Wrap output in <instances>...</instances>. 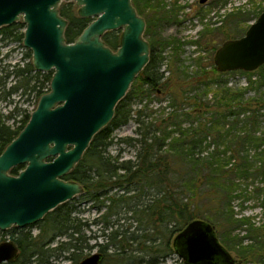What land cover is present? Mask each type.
Listing matches in <instances>:
<instances>
[{
    "label": "trees",
    "instance_id": "16d2710c",
    "mask_svg": "<svg viewBox=\"0 0 264 264\" xmlns=\"http://www.w3.org/2000/svg\"><path fill=\"white\" fill-rule=\"evenodd\" d=\"M132 3L145 18L144 37L147 36L150 47L149 60L115 106L110 122L93 136L80 161L64 177L78 181L83 186L81 194L86 201L95 200L99 210L107 207L95 224L101 223L103 230L116 225L108 235L102 234L106 237L104 243H96L103 257L101 262L160 264L165 257L175 253L170 243L173 235L190 220L203 217V212H212L213 215L203 217L204 220L214 222L219 241L227 250L234 251L239 261H263L264 227H255L245 218H236L230 201L240 195L237 192L238 179L260 178L264 182V131L256 134L261 128L260 118L264 116V91L255 92L254 97H245L248 92L246 90L254 88L255 83L256 88L264 85V64L254 71L237 70L249 77L247 87L243 89L233 90L223 83L216 91H211L210 98L206 90L193 91L191 95L187 91H169L168 106L172 110L158 123L145 122L142 116L147 104L134 109L133 102L139 104L144 99L150 101L151 95L157 93L156 87L169 85L170 78H164L163 72L158 71L165 58L162 53L170 48L171 62L178 63V44L181 43L174 38H162L156 27L161 21L176 20L178 6L165 10L163 0H132ZM263 9L255 10V15L258 16ZM60 10L70 22L64 34L69 41L85 24L75 18L69 4L63 3ZM245 20L241 19V22ZM23 29L21 21L2 26L1 40L22 43ZM214 30L206 27L201 35L213 33ZM113 33L110 32L111 35ZM115 35L105 39L112 48L118 45V37ZM28 55L31 56L30 53ZM1 61L2 57L1 87L5 86L10 76L15 78L14 84L4 91V97L22 89L34 93L38 98L49 90L51 72L36 71L31 61L22 67L14 64L10 70L5 66L3 69ZM175 66L176 77L186 80L189 76L187 71H181ZM198 66L200 70L191 77L194 85L207 86L210 83L206 79L209 71L199 63ZM211 71L218 70L212 65ZM258 71L260 80L252 81L250 75ZM183 102L192 103V107L177 112ZM134 111L137 136L119 139L134 148V159L119 161L118 155L111 157L108 154L110 136L113 129L131 119ZM11 113L4 116L0 114V153L29 118V114H26L22 124L13 127L6 123V120L12 118ZM184 121L188 125L182 127ZM210 145L212 149L204 155V149ZM251 148L255 152L253 156L249 153ZM21 168L23 165H18L10 172L17 174ZM112 190L115 193L109 195ZM139 195L150 197L138 203ZM204 199L206 202L202 203ZM74 208L67 201L59 204L37 223L38 232L35 235L13 227L18 232L12 233L11 238L19 245L20 251L16 258L7 263L51 264L52 257L59 256L61 252H69L63 258L70 260L71 264H77L80 258L89 254L83 251L92 247L87 240L93 237L82 233L92 223L73 217ZM120 212L129 213L123 220L135 222L134 230L129 229L132 223H129V227L119 228L122 226L118 223L120 218L109 221L110 216ZM241 223L247 224L248 236L252 241H257L256 246L254 242L243 245L241 238L231 234L235 225ZM8 230L11 229L5 232ZM56 237L63 239L51 245ZM257 249L261 250L260 253H257Z\"/></svg>",
    "mask_w": 264,
    "mask_h": 264
},
{
    "label": "water",
    "instance_id": "95a60500",
    "mask_svg": "<svg viewBox=\"0 0 264 264\" xmlns=\"http://www.w3.org/2000/svg\"><path fill=\"white\" fill-rule=\"evenodd\" d=\"M62 1H74L81 17H95L71 42L64 36L67 21L59 14ZM17 21L24 24L22 44L31 52L33 68L52 74L49 90L39 96L26 124L0 153V231L34 225L83 193L78 181L64 177L110 122L150 52L145 19L132 0H0V28ZM114 30H120L115 50L101 38ZM213 61L219 72L254 71L263 65L264 10L243 35L225 39ZM18 165L23 168L12 174ZM172 246L184 264L236 263L214 225L204 219L187 222L172 238ZM16 257L15 243L1 241L0 263ZM100 259L96 252L80 264H98Z\"/></svg>",
    "mask_w": 264,
    "mask_h": 264
},
{
    "label": "rangeland",
    "instance_id": "374dc122",
    "mask_svg": "<svg viewBox=\"0 0 264 264\" xmlns=\"http://www.w3.org/2000/svg\"><path fill=\"white\" fill-rule=\"evenodd\" d=\"M163 2L165 4V10L170 9L173 6H178L176 10V20L173 22L161 21L159 26L156 27V30L162 38H174L177 42L181 43L178 44L180 61L175 64L171 62V57L169 56L171 49L167 48L166 51L162 53L165 58H163V62L159 66L158 71L163 72V76L165 78H170V81L168 82L169 85H166L167 88L164 86L160 87V92L151 95L152 99L150 101L144 99L139 104L133 102L134 105L132 108L134 109L147 104L142 116L145 122L158 123L172 110V108L168 106L169 91H187V94L191 95L194 93L193 91L206 90L209 92L207 97L210 98L212 94L211 91H216L223 83H225L226 87H230L233 90H239L247 87L249 77L246 74L240 73L237 70L229 71L225 74H221L219 71H211V66L214 65L213 56L216 48L225 39L243 35L250 23L258 17L255 15V10H259L264 7V0H220L219 2H217V0H205L204 2H200V0H163ZM230 13L233 14L229 16L228 14ZM244 18L246 20L241 22V19ZM206 27L216 29V31L214 30L213 33H204V35H201V32L205 31ZM220 27H222L221 30H218ZM145 39L147 40V36H145ZM28 53L31 54L30 50L23 46L22 43L8 41L7 39L1 40L0 36V57H2V68L5 66L10 70L14 64L22 67L25 63L31 61V56L28 55ZM198 63L201 67H204L205 70L209 71L208 78L206 79L210 83L207 86H204L203 84L194 85L195 82L193 78H191L196 71L200 70ZM175 65H177L181 71H187L189 76L186 80L182 81L179 77H176L177 69ZM259 74L260 71L251 74L250 79L257 82L260 80L258 76ZM0 75H3V72ZM14 80L15 78L10 76L4 87H1L0 85V114L4 116L12 112V118L6 120V123L12 125L13 127H19V125L22 124L24 116L26 114L30 115L31 111L35 109L39 97L37 98L32 92H24L22 89L4 97V91L14 84ZM255 84L254 88L246 90L248 92L245 94V97H254L255 92L264 91V85L256 88ZM180 87H182V89L184 88V90ZM45 89L46 88H44V90ZM188 91H190V93H188ZM191 107L192 103L183 102V104L177 108V112L189 110ZM135 115L136 112H132L131 119L118 128L113 129L111 133V144L108 146L107 151L111 157L118 155L119 161L134 159V148L127 146V144L122 143L119 139L127 136H137L135 132L137 124L133 118ZM260 123L261 128L256 131V134L264 131V116L260 118ZM187 125V121L182 122V127ZM221 148L222 146L220 149ZM209 149H212L211 145L209 148L204 149L203 154L205 155ZM249 153L253 156L255 153L254 149L251 148ZM237 183H239L237 192L240 195L234 197L230 201L231 210L235 214L234 216L238 219H247L255 227H264V182L260 178L249 177L247 179L240 178ZM113 193H115L114 190L110 191L109 195H112ZM147 196L150 197V195H145L142 196V199L147 200ZM79 199L82 201L85 200L84 195H76L71 200L67 201V204L76 205L78 207V213L76 211L72 212L73 217H77L81 221H92L93 219L99 217V210L95 211L91 208V204L86 200L85 202L77 203ZM203 202H206V199H204L202 203ZM119 215L121 218L118 220V223L122 225L119 228L129 227V223H132L129 229L130 231L134 230V227L136 226L135 222L123 220V217H128L129 213L120 212ZM212 215V212H203V217ZM203 217L199 218L204 219ZM113 219H115V217L113 218L110 216L109 221ZM211 224H214V222H211ZM115 226L107 227L103 230L100 223L83 229V234L92 235L93 237L87 240V243L92 247L89 250H84L83 253L86 254L96 250V243H104L106 241V237L104 236L108 235L111 230H114L116 228ZM246 228L247 224H236L235 228L232 229L231 234H235L237 237L241 238L243 240V245L252 244L253 242L255 245L257 241H252V239H250ZM10 229L11 230H8L7 232H5L6 230L0 231V239L11 238L12 233L18 232V229H23L24 232L28 231L32 235H35L38 232L37 224L29 225L24 228H18L16 230H14L13 227ZM102 234H104V236ZM174 236L175 234L173 237ZM172 238L170 243L172 242ZM62 239L63 237H56L55 241L51 245L56 244L57 241ZM257 246H259V244ZM228 251L236 258L235 264H246L248 262L264 263V259L263 261H239V257L234 251ZM256 251L257 253H260L261 250L257 249ZM68 253L69 252H61L59 256L52 257L50 259L51 264H68L69 262L63 258V256ZM261 257L264 258V254ZM181 262H183L182 257L175 252L165 257L160 264H179ZM4 264L8 263L6 262ZM102 264H106V260Z\"/></svg>",
    "mask_w": 264,
    "mask_h": 264
},
{
    "label": "flooded vegetation",
    "instance_id": "af4514ba",
    "mask_svg": "<svg viewBox=\"0 0 264 264\" xmlns=\"http://www.w3.org/2000/svg\"><path fill=\"white\" fill-rule=\"evenodd\" d=\"M63 3H66V5L67 4H69L70 5V8H71V10H72V13H73V15H75V18H77V19H80L79 20V23H83V24H85L83 27H82V29H81V31L83 30V28L87 25V24H89L95 17H81V16H79L78 15V13H77V10H78V7L75 5V3H74V1H62L61 2V4H60V6H59V14L63 17V18H65L66 19V21H67V25H66V27H65V30L67 29V27L69 26V24H70V22H69V19L67 18V17H65L64 15H62V12H61V10H60V7H61V5L63 4ZM133 4V3H132ZM134 6V5H133ZM136 9V8H135ZM137 11V10H136ZM138 13V12H137ZM139 14V13H138ZM140 15V14H139ZM142 16V15H141ZM144 18V17H143ZM145 19V18H144ZM17 22H19V21H17ZM80 31V32H81ZM119 31V32H118ZM80 32L77 34V35H75L71 40H69V41H67V39H66V37H65V39H66V41L67 42H71V41H73L79 34H80ZM110 32H115V34L116 35H118L117 37V39H118V45L115 47V48H112L111 46H109L107 43H106V41H105V39L106 38H108V37H111V36H113V35H115L114 33H113V35H111L110 34ZM64 34H65V31H64ZM115 35V36H116ZM65 36V35H64ZM119 37H120V30H114V31H107V32H105V33H103L102 34V36H101V38H102V40L105 42V44L107 45V46H109L111 49H113V50H115L118 46H119ZM215 66V65H214ZM165 78V77H164ZM163 78V79H164ZM163 79H162V81H163ZM160 86L159 87H156V90L155 91H157V93H159L160 91ZM115 189V188H114ZM79 195V194H78ZM80 202H85V200H80L79 199V201L77 202V203H80ZM137 202L138 203H142V195H139L138 196V198H137ZM90 204H91V208H93L95 211H98L99 209H98V206H97V204H96V201L95 200H92V201H90L89 202ZM107 209V207L105 206V207H103L102 209H100L99 211H100V215H99V217H97V218H95V219H93L92 221H87V222H91L92 224L91 225H95V221L96 220H99V219H101V217H102V215L104 214V212H105V210ZM74 211H76L77 213H78V207L75 205V208H74ZM120 213H117V214H114V215H112V217L114 218H121V216L119 215ZM38 223V222H37ZM36 223V224H37ZM35 225V224H34ZM13 227H15V226H13ZM12 228V227H11ZM18 228V227H17ZM10 229V228H9ZM7 230V229H6ZM37 234V233H36ZM217 236V235H216ZM4 240H11V241H13L12 240V238H9V239H4ZM4 240H1L0 239V242L1 241H4ZM14 243H15V245H16V247H17V255H18V252L20 251V247H19V245L15 242V241H13ZM96 252H99L98 251V249H96V250H94L93 252H90L89 254H87V255H85L84 257H82V258H80L79 259V261H78V263L77 264H80V261L82 260V259H84L85 257H87V256H89L90 254H92V253H96ZM99 253H101V252H99ZM102 255H101V259H100V261H99V263L98 264H101L102 262H101V260H102ZM12 261V260H11ZM11 261H7V262H11ZM69 263L68 264H71V261L70 260H67ZM3 263H6V262H3ZM0 264H2V263H0Z\"/></svg>",
    "mask_w": 264,
    "mask_h": 264
}]
</instances>
